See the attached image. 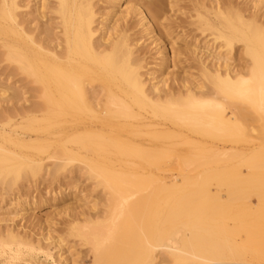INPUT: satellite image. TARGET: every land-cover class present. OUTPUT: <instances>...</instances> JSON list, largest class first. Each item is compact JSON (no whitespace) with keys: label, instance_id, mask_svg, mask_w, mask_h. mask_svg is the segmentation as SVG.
I'll return each mask as SVG.
<instances>
[{"label":"bare ground","instance_id":"1","mask_svg":"<svg viewBox=\"0 0 264 264\" xmlns=\"http://www.w3.org/2000/svg\"><path fill=\"white\" fill-rule=\"evenodd\" d=\"M55 1L36 2L37 19L49 7L59 21L43 40L27 28L29 6L0 0V55L37 100L0 110V167L16 162L35 178L46 157L54 177L76 161L98 164L92 172L118 206L73 229L95 246L93 264H264V144L234 149L258 125L264 142V0H189L188 21L172 16L182 0ZM179 29L190 49L177 46ZM147 41L159 63L148 62ZM0 101L21 98L2 88ZM227 159L240 161L237 171L155 188L153 171L133 168ZM20 216L13 207L8 218Z\"/></svg>","mask_w":264,"mask_h":264},{"label":"rangeland","instance_id":"2","mask_svg":"<svg viewBox=\"0 0 264 264\" xmlns=\"http://www.w3.org/2000/svg\"><path fill=\"white\" fill-rule=\"evenodd\" d=\"M21 1L24 6H29V8L25 7L21 11V13L27 15L25 17L28 23L27 28L33 31L35 37L43 40L48 39L46 32H49L47 30L49 26L59 23L56 15H53L48 7V10L45 11V17L37 19L34 14L38 5L36 3L37 0ZM98 1L101 2L102 0ZM182 1H179L180 7L175 8L176 10L174 9L176 13H173L172 16H176L175 18L180 21H188L191 12L188 9L190 6L189 0ZM50 2H52V7L55 6V0H50ZM238 2L244 3L245 0H238ZM102 3L100 4L102 5L101 7H105ZM167 7L170 8L168 9L170 14L171 7L169 5ZM137 21L138 18L132 20L135 24ZM191 29H186V35ZM139 30L140 28H137L134 32L138 34ZM181 31L179 29L175 32L176 40L179 37L182 39L183 32ZM56 32L59 33V30ZM146 39L148 38H145L144 41ZM181 39L180 41L178 40L179 42L177 41V46L182 48L183 46H188L189 49L192 47V37L186 40L188 43H185L183 39L181 41ZM165 40L167 42V39ZM168 41V44L173 42L170 38ZM150 44V41L145 43L148 46V51L153 49ZM150 51L147 56L148 62L159 63V61L154 60V56L157 58L155 51ZM187 62L181 66L185 68L190 64L187 71L197 65H194L193 61L188 62L189 64ZM17 68V64L0 55V90L8 88L11 91H17L21 98L19 103L15 101L8 104L0 101V110L14 103L20 106H29L31 102L37 101L33 97L35 93L31 91L34 85L28 83L27 76L21 74L12 76L10 74V69ZM145 73H147V70ZM192 73L197 74L193 70ZM262 132V127L259 125L256 127V132H251L248 129L244 133V141L239 145H235L234 149L249 151L263 145ZM232 147L229 146L227 152L231 153ZM45 159L42 161L38 176L35 178L27 176V168L16 162L7 163L0 167L4 173V177L0 179V264H93L97 251L95 246L77 236L78 233L73 229H77L80 225L95 226L98 218L104 221L107 220L108 209L117 207L118 204L112 201L109 191L105 189L97 175L92 172L93 169L97 168L98 164L88 165L84 161H76L71 163L58 177H54L49 172L55 161H49L47 157ZM239 162L238 159H227L207 166L200 162H195L191 167L180 163L167 162L166 164L136 166L133 168L141 173L153 171L157 178L150 183L151 185L147 184V187L155 188L159 187L158 185L162 180L168 186H171L183 175L198 177L201 172L210 171V173H215L214 171L222 170L225 167L237 171L240 167ZM104 167L107 168L108 166ZM16 172H20L21 176L15 180L13 173ZM208 190L211 195H215L218 192L216 182L209 183ZM222 192L226 194L227 190L223 189ZM62 193L65 194L61 195V200L55 199L57 195ZM251 195L255 196L254 193H251ZM253 199L254 203H256L255 197ZM20 200L25 202L21 208L19 206ZM36 201L38 206L36 209H32L31 206ZM13 207L16 208L17 212H21L20 217L8 218L9 212H11ZM11 219L14 221L9 222ZM12 229L15 230L14 235L10 232ZM241 236H244L245 239L247 235L244 233ZM60 244L63 245V249H59ZM64 259L69 262H65Z\"/></svg>","mask_w":264,"mask_h":264}]
</instances>
